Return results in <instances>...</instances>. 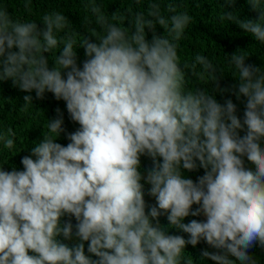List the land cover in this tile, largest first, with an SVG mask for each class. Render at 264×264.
Segmentation results:
<instances>
[{
	"label": "clouds",
	"instance_id": "obj_1",
	"mask_svg": "<svg viewBox=\"0 0 264 264\" xmlns=\"http://www.w3.org/2000/svg\"><path fill=\"white\" fill-rule=\"evenodd\" d=\"M244 2L251 15L223 0L219 19L264 44V0ZM178 7L165 15L150 3L120 23L90 2L97 27L83 35L55 10L40 22L0 10V82L27 93L25 107L48 94L57 102L21 167H0V264H193L183 252L202 243V260L257 264L264 64L237 47L229 55L238 79L221 87L223 75L197 54L222 102L187 87L178 50L193 17ZM14 137L3 138L5 149Z\"/></svg>",
	"mask_w": 264,
	"mask_h": 264
},
{
	"label": "trees",
	"instance_id": "obj_2",
	"mask_svg": "<svg viewBox=\"0 0 264 264\" xmlns=\"http://www.w3.org/2000/svg\"><path fill=\"white\" fill-rule=\"evenodd\" d=\"M90 2L99 5L109 19L115 14L120 23H125L137 12L146 13L150 3H159L165 15H168L167 5L169 4L178 5V11H186L193 17V20L180 41L178 55L181 65L186 67L189 73L187 87L202 86L213 94L217 93V99L220 102H222L221 96L214 79L204 74L203 67L195 61L197 54L206 56L223 75L220 81L221 87L238 79V72L231 65L229 55L235 52L237 47L240 48L237 50L238 54L250 56L247 62L257 65L264 64V44L257 42L251 34L243 33L235 24L227 20L220 21L219 17L225 11L222 6L223 0H139V2L137 0H0V10L7 11L13 20H35L37 22L41 21L46 12L55 10L65 14L70 21L71 28L83 35L86 29L97 27L95 16L88 8ZM226 10L232 11L233 9ZM235 10L240 12L242 18L245 15H251L244 0H239ZM158 30L162 31V29ZM76 47H79V37ZM78 51L83 58V50ZM58 52L59 49L54 50L50 60ZM26 94L15 88L11 81L0 82V167L9 170L14 166L21 167L20 156L27 154V151L43 135L47 134L48 118L51 119L55 115L54 109L57 102L51 94H48L45 100H34L33 104L25 107L23 96ZM59 107L64 110L63 102L59 103ZM65 119L69 131L77 127L67 121V116ZM11 133H15V145L9 151L4 148L3 138L10 136ZM59 142L67 143L63 135ZM142 162L145 165L150 163L146 159ZM185 174L195 179L196 175L202 174V170L200 173ZM194 218L186 217L185 222ZM162 222L166 221L162 220ZM203 247H205L203 243L195 248L189 245L184 250L183 256L186 259L191 258L193 264H213L211 261L199 258V252ZM253 251L257 264H264V249L256 247Z\"/></svg>",
	"mask_w": 264,
	"mask_h": 264
}]
</instances>
